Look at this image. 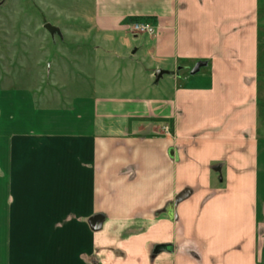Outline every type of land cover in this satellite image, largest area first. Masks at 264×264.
<instances>
[{
	"label": "crops",
	"instance_id": "obj_1",
	"mask_svg": "<svg viewBox=\"0 0 264 264\" xmlns=\"http://www.w3.org/2000/svg\"><path fill=\"white\" fill-rule=\"evenodd\" d=\"M94 9L123 70L65 52L58 101L0 88V264H264V0Z\"/></svg>",
	"mask_w": 264,
	"mask_h": 264
},
{
	"label": "rangeland",
	"instance_id": "obj_2",
	"mask_svg": "<svg viewBox=\"0 0 264 264\" xmlns=\"http://www.w3.org/2000/svg\"><path fill=\"white\" fill-rule=\"evenodd\" d=\"M95 3L96 0H0V88H30L40 103L58 101L71 91V84L81 79L80 74H74L80 70L71 64L73 56L66 59L65 52L111 57L123 70L131 55H122L118 36L85 27L86 20L95 17ZM137 21L136 18L130 30L132 36L138 33L133 29ZM46 24L57 27L59 32L52 35ZM81 27L87 32V39L82 41ZM66 60L68 68L64 66Z\"/></svg>",
	"mask_w": 264,
	"mask_h": 264
},
{
	"label": "water",
	"instance_id": "obj_3",
	"mask_svg": "<svg viewBox=\"0 0 264 264\" xmlns=\"http://www.w3.org/2000/svg\"><path fill=\"white\" fill-rule=\"evenodd\" d=\"M46 29H48L50 31V33L52 35L55 34V32H59V29L51 24H46L45 25ZM207 65V62L206 61H199L195 64L194 68L191 70V74L194 75L196 74L201 67L203 66H206ZM180 70V68L178 69V71ZM175 71L173 70H167V69H162V68H159L156 70L154 76H155V84H157L160 79L164 76V74H174Z\"/></svg>",
	"mask_w": 264,
	"mask_h": 264
},
{
	"label": "built area",
	"instance_id": "obj_4",
	"mask_svg": "<svg viewBox=\"0 0 264 264\" xmlns=\"http://www.w3.org/2000/svg\"><path fill=\"white\" fill-rule=\"evenodd\" d=\"M133 29L138 33H145L151 31L152 25L149 22H136Z\"/></svg>",
	"mask_w": 264,
	"mask_h": 264
}]
</instances>
